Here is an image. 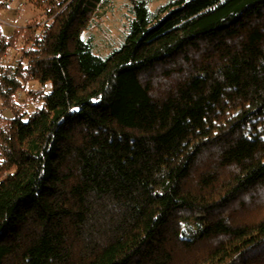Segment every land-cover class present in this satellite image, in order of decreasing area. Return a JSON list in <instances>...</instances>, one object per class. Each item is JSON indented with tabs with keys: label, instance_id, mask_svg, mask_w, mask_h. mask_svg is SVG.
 I'll use <instances>...</instances> for the list:
<instances>
[{
	"label": "trees",
	"instance_id": "16d2710c",
	"mask_svg": "<svg viewBox=\"0 0 264 264\" xmlns=\"http://www.w3.org/2000/svg\"><path fill=\"white\" fill-rule=\"evenodd\" d=\"M23 1L0 23V264H264V0H134L107 56L82 35L110 0Z\"/></svg>",
	"mask_w": 264,
	"mask_h": 264
},
{
	"label": "rangeland",
	"instance_id": "374dc122",
	"mask_svg": "<svg viewBox=\"0 0 264 264\" xmlns=\"http://www.w3.org/2000/svg\"><path fill=\"white\" fill-rule=\"evenodd\" d=\"M148 9L154 11L168 0H146ZM134 0H110V4L101 14V18L86 30L82 37L93 46V52L100 56H107L124 42L129 32L131 22L135 15ZM37 13L23 0H14L12 7L0 11V23L4 33L11 34L15 26L26 25ZM42 84L38 81H30L27 89H39ZM47 91L52 90V84H45ZM20 103H26L27 112H32L37 104L27 101V92H21L18 96ZM27 101V102H26ZM0 114L5 117L12 116L9 108H4L0 102Z\"/></svg>",
	"mask_w": 264,
	"mask_h": 264
}]
</instances>
